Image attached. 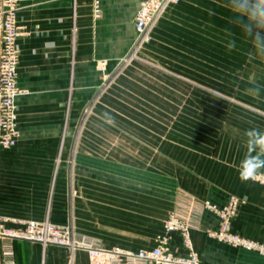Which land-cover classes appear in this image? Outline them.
I'll return each instance as SVG.
<instances>
[{
    "label": "crops",
    "instance_id": "crops-1",
    "mask_svg": "<svg viewBox=\"0 0 264 264\" xmlns=\"http://www.w3.org/2000/svg\"><path fill=\"white\" fill-rule=\"evenodd\" d=\"M93 1L21 2L18 22L24 34L18 40L17 83L22 92L16 98L20 135L13 147L0 150V221L18 227L15 219L49 217L73 223L78 235L105 248L138 251L156 246L166 218L179 206L178 192L216 206L234 195L241 202L232 230L264 242V184L242 181L238 171L247 149L246 133L264 132V42H254L257 33L264 37V27L255 26L236 0H180L168 6L146 54L156 74L133 77L132 82L150 86L134 92L139 102L117 108L118 114L150 116H172L180 110L185 124L176 137L168 122L149 119L143 127L122 123L113 151L109 68L135 37L142 0H100L99 17ZM254 4L256 0H249L250 8ZM195 35L196 43H190ZM205 35L228 37L205 44ZM168 42L173 46L166 47ZM189 45L188 50L197 51L196 74L181 70L180 60L169 59ZM102 61L107 62L104 69ZM174 81L197 86L174 90ZM187 134L193 138H183ZM110 157L117 163L115 187L109 185ZM180 208L190 212L196 225L191 238L203 264H264L260 252L208 234L220 224L214 209L191 204L188 197L181 198ZM6 241L0 237V264H8ZM12 243L14 264H92L86 250L71 252L22 239ZM169 245L176 254L187 253L178 232ZM118 264L152 263L122 258Z\"/></svg>",
    "mask_w": 264,
    "mask_h": 264
},
{
    "label": "built area",
    "instance_id": "built-area-1",
    "mask_svg": "<svg viewBox=\"0 0 264 264\" xmlns=\"http://www.w3.org/2000/svg\"><path fill=\"white\" fill-rule=\"evenodd\" d=\"M23 0H0V150L13 147L19 138L18 111L16 98L22 90L18 87V70L21 62V49L18 44L23 35V27L18 22V13ZM179 0H143L136 14V28L140 37L147 36V30L156 16L168 3ZM97 15H101L100 1L94 2ZM107 66L106 61L100 63V68ZM264 183V175L258 177ZM204 207L203 205H201ZM220 215L217 229H209L208 234L220 241L256 250L264 258V242L245 237L232 230L231 219L235 215L237 199L232 198L224 207L207 204ZM18 227H7L0 221V237L7 241L4 244V255L8 264L13 261V241L15 239L40 242L43 246L49 244L68 248L71 252L86 250L92 264H118L122 258L151 262L152 264H203L196 252L191 238V230L196 226L190 212H171L166 222V231L157 238V244L151 249L126 251L120 247L105 248L95 240L76 233L71 224H60L46 217L44 220H16ZM180 233L187 250L184 255L174 253L170 241L174 233Z\"/></svg>",
    "mask_w": 264,
    "mask_h": 264
},
{
    "label": "rangeland",
    "instance_id": "rangeland-1",
    "mask_svg": "<svg viewBox=\"0 0 264 264\" xmlns=\"http://www.w3.org/2000/svg\"><path fill=\"white\" fill-rule=\"evenodd\" d=\"M100 1V0H99ZM143 1V0H142ZM141 1V3H142ZM95 0L93 1V7H94V12L96 16H101V15H97L96 12V8H95ZM180 2V0L178 1ZM178 2H173V3H168L164 6V8L160 11V13L156 16V18L153 20V22L150 24L148 30H147V36L146 37H140V34L136 28V16H135V37L133 39V41L131 42L127 52L124 54V56H122V58H120V60L115 61V64L113 66H111L109 68V74H108V82L106 85V90L109 91L110 93V99H109V110H110V114H109V138H110V145L114 146L110 147V150L115 151V142L117 139V128L119 127L118 125L122 124V123H128V124H133L136 123L137 125H141V127L146 126V123L148 124L151 120L155 121V122H159V123H166L168 122V129L172 128L173 129V134L176 135V137L178 136L179 133H177L180 128V125H184L185 122H181L179 115H180V110L178 111V113L172 115V116H164V115H143V114H118V108L119 106H123V104L126 102H139V99H134V92L141 91L142 86H150L149 83H143V82H139V80L137 79L136 81L138 82H132V78H138L140 76H148V75H153L156 74L154 71L155 69L152 68L149 62V58L146 54H148V46L149 44L152 42V33L154 28L157 27L160 19L162 18L166 8L170 5H174L177 4ZM140 3V5H141ZM140 7V6H139ZM139 9V8H138ZM138 12V11H137ZM24 34V33H23ZM194 37L193 39H190V43H196L195 36H190L189 38ZM216 37H221L222 40H224V38H227L228 36H212V35H205L204 36V42L205 44L208 43H212L213 38L217 39ZM224 37V38H223ZM225 41V40H224ZM254 42H255V37H254ZM168 46L166 47H172L173 44L171 42L167 43ZM196 45V44H195ZM184 47V46H183ZM180 47V52L177 53L176 57L174 55V57L172 56V58L170 57V60H180L181 62V70L184 71H190L189 74H192V72L194 74H196V52L197 51H193V50H188L190 49V45L187 47ZM147 52V53H146ZM145 53V54H144ZM171 53V52H170ZM173 55V54H172ZM107 67V66H106ZM180 67L177 70H180ZM177 72V71H176ZM183 74H187L186 72ZM126 76L127 80L126 81H121L123 77ZM134 81V80H133ZM181 84H184V86H188V88H181ZM169 85V83L167 84ZM172 86H174V90H180V89H188V90H194L196 89L197 84L196 83H185V82H178V81H174V83L172 84ZM136 96H138L136 94ZM119 97H122V99H118ZM128 97V98H126ZM121 103V105H119ZM118 107V108H117ZM186 115H190V114H186ZM151 119V120H149ZM118 126V127H117ZM121 126V125H120ZM157 136L158 138L161 139L164 138L163 133L161 131H157ZM124 133L127 134H131V132L129 131H124ZM175 137V136H174ZM183 138H193L190 134L187 135H183ZM115 156V155H114ZM73 165V164H72ZM109 185L110 187H115L117 185V163L115 162V159L113 157H110V162H109ZM259 176H257L255 178V180L260 181V179L258 178ZM262 183V182H261ZM264 184V183H263ZM181 192H178L177 195V200H178V207L173 209L171 212H175V211H180V205H181V198L183 197H188L189 201L191 202V204H196L199 203L200 205H203L205 208H207V204L210 203L212 204V202L210 200H200L197 199L193 196H186L185 194L180 195ZM185 195V196H183ZM236 198L237 199V208L241 202V199L237 196L232 195L229 198V201L232 198ZM229 201L225 204L227 205L229 203ZM223 206H218V207H224ZM236 208V210H237ZM170 212V213H171ZM170 213L168 215V217L165 220V225L167 220L169 219ZM234 218V216H233ZM233 218L231 219V223H233ZM71 225L73 226L74 230L75 227L73 225V223H71ZM166 231V227L164 228V232L160 233L163 234ZM158 234L156 237V240L158 238V236L160 235ZM252 239V238H251Z\"/></svg>",
    "mask_w": 264,
    "mask_h": 264
},
{
    "label": "clouds",
    "instance_id": "clouds-1",
    "mask_svg": "<svg viewBox=\"0 0 264 264\" xmlns=\"http://www.w3.org/2000/svg\"><path fill=\"white\" fill-rule=\"evenodd\" d=\"M238 7L248 13V19L257 27H264V0H256V4L249 7V0H236ZM253 24L246 26L251 33ZM255 39L264 42V37L259 33ZM247 149L244 158L238 168L242 181L253 180L257 176L264 175V132L250 130L246 133ZM250 150V151H249Z\"/></svg>",
    "mask_w": 264,
    "mask_h": 264
}]
</instances>
